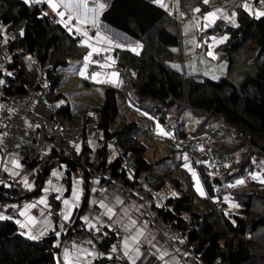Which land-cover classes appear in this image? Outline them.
<instances>
[{
    "label": "trees",
    "instance_id": "16d2710c",
    "mask_svg": "<svg viewBox=\"0 0 264 264\" xmlns=\"http://www.w3.org/2000/svg\"><path fill=\"white\" fill-rule=\"evenodd\" d=\"M101 2L106 3L107 7L99 19L141 44L137 54L129 50L119 52L118 65H126L122 72L123 84L120 87L106 86L102 103L91 109L95 112L94 129L101 132L103 145L90 158L87 156L89 148L83 143L79 151L73 150L76 160L65 158L60 152L52 150L45 158L34 159L29 167L38 166V174L42 176V172L47 173L55 165L64 164L68 179L69 173L74 170H81L85 179H88L91 172L87 166L102 167L109 170L112 177H121L125 182L137 181L140 174L151 173L158 160L150 162L146 158V144L140 136L152 130V119L146 117L143 124L135 120H118L120 104L124 99L152 117L157 116L162 124L166 123V115L170 111L178 121L183 112L189 111L204 117L208 122H219L229 131L232 130L235 138H239V147L247 145L255 157L264 160V17L248 15L238 3L234 4L239 27L228 25L224 28L228 40L220 44V48L229 63V69L233 68L243 53H249L250 64L254 69L240 83L233 84L225 77L216 81L208 78L200 80L170 65L174 56L173 47L179 41V20L165 8L148 0ZM174 3L175 15L181 12L189 17L196 13L192 11L194 8H200L201 11L197 12L200 14L208 9L203 0H174ZM41 13V7L36 3L26 5L23 0H0V26L12 35L8 47L13 62L7 67L12 76L6 94L26 92L36 80L37 71L28 62V55L36 54L41 63L48 64L50 73L56 74L54 84H57L60 71L68 65L69 59L81 57L84 53L78 37L69 33L64 25L53 23ZM21 29L23 35L20 34ZM63 96V93L54 90L48 93V97L57 102ZM86 110L81 115L84 117L83 123L90 118L85 115ZM70 113L68 105L62 104L56 118L65 123L72 117ZM180 123L173 134L178 141L204 131L202 124L190 132L183 121ZM111 139L123 153L107 161L106 142ZM201 151L197 148L188 149L194 163L201 161L204 156L210 165L217 158L214 148L206 150L205 154H201ZM124 156L134 162L133 180L126 177L121 165ZM208 165L204 163L203 167L207 169ZM171 168L172 165L166 168L167 171L157 174L159 178L153 180V185L161 186L168 177L179 195L167 200L166 205L171 209L167 206L157 207L156 212L162 221L186 237V241L194 246L198 259L205 264H264V194L258 196L260 205L257 215H252L254 204L251 195L246 200L233 195L240 205L239 212H225L219 203L216 207L215 201H207L206 198L201 201L202 209L194 210L193 190L186 189L181 178L173 174ZM232 176L233 173L223 169L220 179L225 182ZM18 187L14 188L13 193L20 195L22 192ZM3 199L4 188L0 184V200ZM108 238H112V235L105 240ZM55 253L53 237L34 241L20 234L13 220H0V264H60Z\"/></svg>",
    "mask_w": 264,
    "mask_h": 264
},
{
    "label": "crops",
    "instance_id": "0c3cea01",
    "mask_svg": "<svg viewBox=\"0 0 264 264\" xmlns=\"http://www.w3.org/2000/svg\"><path fill=\"white\" fill-rule=\"evenodd\" d=\"M94 2H95V0H89L90 6ZM164 3H165L164 4L165 7H163V8H165V10L170 15H174V12H173L174 11V0H166ZM235 3H238L239 6L248 15H251L255 18H257L255 16V12L257 10H264V4L257 6L256 0H223V1L209 0V2L207 4L208 5L207 10H209L212 6H215V7L223 6L226 9H232L233 11H235V9H234ZM245 3L248 4V6H249L248 9H245L242 6ZM167 4H169V6H171V8L166 7ZM45 5L47 6L46 3H45ZM206 11H204L201 14L196 12L192 16H189V17L186 16L184 13L180 12V13H177L176 16H177V19L181 22H186L188 18L193 19L192 21H194V23L196 25V33L199 36V39L204 42L206 49H208L207 46L209 44H213V42L209 39V37H204L203 32L200 30V28H202V20H203L202 16ZM223 16H224V12L222 15L219 16V18L216 20L215 24H212L208 27V31L210 33L211 32L217 33V34L222 33V35L227 33L224 31V28L228 25H231V24H229L223 18ZM75 24H76V22H75V20H73L72 22H70L69 27H73V33L72 34L74 36L78 37V43L84 47V53L82 54L81 57H77L78 60L69 59V61L70 60L74 61L73 63L77 68V69H75L74 72H77V74L80 75L79 70L84 64L83 58L90 51H92V49L88 47V43L92 44L94 48L99 49V52H94L93 55L90 57V62H89L88 68H87L86 76L81 77V75H80V77L83 79V81L86 85L101 89L102 100H103V90L106 86L120 87L123 84L122 72L125 71L126 65H124L123 67H120L118 65V57H119L118 54H119V52L121 50H129L130 52L137 54L141 50V44L139 43V41L132 38L131 36H129L125 32L118 30L117 28L109 25L108 23H106L104 21H101L100 19H99V23H98V30L101 32V34L104 37H106V39L103 41L95 38V33L97 31V28H94L89 24V25H84L80 32H76L75 31ZM0 27L2 29H5L3 26H0ZM85 29L87 30L89 37H93V39L89 40L88 37H85L82 34ZM191 29H192V26H191ZM11 37H12V35H11ZM206 40H209V42L206 43ZM81 41H88V43L82 44ZM138 45H139V47H138ZM218 48H220V44H218L217 49ZM132 49H135V51H132ZM101 55H107V56L101 57ZM69 61H68V63H69ZM103 65H111V67H102ZM65 68H63L61 70V73ZM67 70H69V68ZM113 71L119 73L118 79L120 82L118 84H112V83L107 82L108 78H110V73ZM94 72L100 73L98 80H93L91 78V74ZM251 72H253V71H251ZM68 100H69V98L67 96L65 97V95H64L61 98V100H59L58 102L56 101V102L59 104V106H61L62 104H65V102H67ZM102 100L99 104L93 105L91 102H87L84 104V106L81 105L80 103H77V104L72 103V106H70L69 102H67V105L71 111L70 115L72 117H70V121L71 122L73 121L72 124L77 125V124L82 123L84 125L83 136L80 139L82 144L80 145V147H77L75 145H72L71 147L73 150L79 151L81 149L83 143H84L89 148V152H87V156H89L90 158H92V155L95 154L96 150L99 147H101L99 142L94 137V130L95 129H94V123L92 122V119L93 120L95 119V112L91 111V108L99 106L102 103ZM0 102H1V97H0ZM122 102H125L127 104V107L129 110H133L135 112L138 111L139 114H141L142 112L144 113V111L139 109V107L136 104L131 103L125 99L121 101V104H122ZM121 104H120V107H121ZM89 107H91V108H89ZM84 109H87V111H86V113L88 114L87 116L91 115L89 120L86 123H83L84 117L82 118L80 116L79 119L76 118L77 115L80 114ZM168 113L172 114L171 111ZM154 117L158 118L157 116H153V118ZM121 119L124 120V117ZM144 119L145 118H141V119H139L140 121L136 120V122L143 124ZM180 121L184 122L183 117L180 119ZM88 123L91 124V127L86 128V124H88ZM172 123L173 122L170 123L172 130L169 129V131H172V135L169 137V139H162L161 136H159L157 134L154 135V133H152V139L155 142H158L157 145H159L162 141L163 142L165 141L166 143H167V141H170V142L175 141V144L177 141L178 144L181 142V143L187 144L188 147H185L183 149H181V147H179L178 158L177 157L175 158L174 156L170 157L168 155L166 157H164V155L158 151V148L154 147L152 144L146 143L143 139L140 138L146 144V148H147V150L145 152L146 158L150 162H154L157 160L158 161L156 163H154V169L152 170L151 173L140 174L136 178V180L144 188L149 190L152 193V195L155 197V203L156 204L154 207H157V205H159V208L167 206V208L171 209L172 207H168V205H166V202L168 199L177 197L179 195L178 190L172 184V182L170 181V179L168 177L165 178L164 181H162L163 184L161 186L153 185V180L155 178H159V176L157 174H159L160 172L167 171L166 168H168L172 165L171 171L173 172V174H175L176 176L181 178L183 185L186 189L190 188L191 190H193L195 199L196 198L200 199L199 203H201V207L198 210H201L202 209V202L201 201L203 200L204 196H201L200 193L196 191V184H197V180H198L200 185L203 188V191L206 193V185L202 182L200 175H199V172H197L199 169H202L204 167L203 166L199 167L198 164L197 165L194 164L190 154L188 153V149L197 148V149L201 150L200 149V148H202L201 145L209 138V136H211L210 135L211 133L205 132L202 136L200 134L192 135L191 137L187 136V137L183 138L181 141H178L173 136L174 130L176 129V127H174ZM184 124H185V122H184ZM167 126H169V124ZM144 135H146V134H144ZM197 136H200V137H197ZM0 141H1V132H0ZM91 145H94V147H92ZM74 147H76V149ZM109 147H112L115 150V148L113 146H110L109 144H107V149H108L107 150V156H106L107 161H111L117 156L116 155L117 153H116L114 157H111V158L109 157L110 156ZM77 148H79V150H77ZM148 150L149 151L152 150V152L158 153V155L156 156V159H154L152 161L149 159V156H151V153ZM171 151H173L172 152V154H173L174 149L171 148ZM115 152H116V150H115ZM185 153H187V155H188L187 161H185V159H184ZM13 159L19 161L21 163V167L15 168L14 165H12V163H11V160H13ZM201 161L203 163H207V160L205 159V157H201ZM185 163L189 164L191 170H189V168L183 167V165ZM0 166L7 168L9 173L15 171L16 175H13V176H15L17 178V180H18L17 186H19V190L22 192L20 195L15 194L16 199L14 201H12V203H11V205H16L15 208H13V207H11V208L14 209L16 211V213L18 214L17 220L28 225L27 228H21L20 225L17 224L15 221V223L18 226V231L22 235L25 232H30L31 234L39 235L41 230L44 229L46 225L50 226V230L48 232H46L44 234V236H42L41 238L51 236V237H53V244L56 242L59 243V247H55V249H56L55 254H56V259H57L58 263L65 264V262H64V249L68 248L69 252H70L69 258L72 260H74L75 257H77L80 254V250H88V251H91L95 254V258L89 256L82 261H75V264H129L128 259L123 256V253H122V251H120L119 247L117 248L116 252L112 253L113 259L109 260L107 258L108 254L112 250V246L113 245L120 246L125 235H128L132 232V229H129L128 232H125L124 227L120 224L113 225V226H117L120 229L121 237L118 240H116L114 235L111 234L113 239L108 238L103 243H100V244L94 246L93 248H86L83 246L65 247L63 245V239L65 237V234L67 233L70 225L72 223H74V221L83 222L88 226V224L84 220L80 219L81 217H84V216L89 217V219L93 223H97V226H99V223L94 218H99L100 220H102L104 222V224L110 223L108 217L102 215V213L105 211V209H103L99 206V201L101 199H104L105 196H107L108 199H107L106 203H108L110 206L115 205L117 212H119L122 207H125V208L130 209V215L133 217V219H137L138 224L140 222L145 221V220L148 221V224L146 226V230L153 233V235L156 237V240L159 242V246L166 248V250L169 254L167 257H165V260H174L175 264H186L184 262V259L180 255H178V253L176 252L177 251L176 246L174 244H172V239H170V238L174 237L175 231L171 228L170 224L167 222H164V221H161L160 224H158V225L151 224L150 218L152 215H154V212L152 210V206L149 203H147L146 201H144L141 198L136 197V196L134 198H130L129 200H126L124 198V196L119 193L118 180L114 179L110 183V182H108L102 178H98V177H94V176H90L88 179H85V176H84L83 172H81V170H74V171H71V173H69V179L67 177V179L70 182L69 185L67 184V180L62 184H60V183L55 184L53 182L52 178H61L63 173L65 175L67 174L66 166L64 164L55 165L50 170H48L47 173L43 172L42 176H41V174L39 175L38 171H37L38 166L36 168L35 167L24 168L23 159H22L19 151H13L10 155L5 154L1 145H0ZM30 168H32V169H30ZM55 168H58V170L52 171V169H55ZM53 172L58 173V175L53 176L52 175ZM193 172L196 173V179L193 178V175H192ZM125 174H126V177H128V178L134 177L133 174L130 172H126ZM46 177L51 181V187L49 188L48 192L43 191V189H45V188H43V183H44V180L46 179ZM207 177H208V175H207ZM25 178H27L28 184L31 185L30 188L25 187V185H24ZM81 178L83 179V183L77 184L78 188L83 189L80 200L76 202L79 204V207H76L73 210L72 215H71V219L69 221L65 222L62 220L60 224H57L53 215L52 216L48 215V213H49L48 208L49 207H46L44 204L39 203L40 197L43 196L45 198V200L47 201L48 205L55 206L57 208L59 218L62 219L60 213L64 209L63 200L66 198L67 199L72 198L73 183H74V181H77ZM209 178L211 180L212 185L214 186V188H213L214 194L212 196H213V198L214 197L216 198L215 202L219 203V205L222 206L221 209H223V210L225 209V210L229 211V213L239 212L240 205H239V207L233 206L234 204H239L234 199V196L230 195V192H222V191L220 192V190H223V184H225L226 181L225 182L221 181V179L218 178L215 174H210ZM213 178H218V180H216V182L214 183L212 181ZM241 178H242V176H241ZM188 180H190V181H188ZM94 181H98V182L94 183ZM67 185L69 187L68 190H66ZM57 188H59L61 191H59V192L54 191V189H57ZM93 188L98 189V191L93 192L92 191ZM100 190H103V191H100ZM173 193H175L176 195H173ZM58 195L61 197L60 200L56 199V197ZM117 197L123 201V205L115 204V199ZM225 197H228V199L226 200ZM24 198H25V200H23ZM232 198L235 200V202L231 201ZM94 200L96 201L95 204L92 203V201H94ZM27 204H34L35 207L25 209V205H27ZM141 206H142L143 215L141 214L140 211H136V209H140ZM228 207L231 208V211L228 210ZM21 211H25L26 214L24 216H21L20 215ZM4 216H8V214L4 213ZM185 216L187 217L188 214L185 213ZM29 217L33 218L31 223H29ZM126 223H127V220H125V224ZM61 224L64 225V230L62 231L61 235L59 237H57L55 235V233L58 231H61V227H60ZM23 236L26 237L25 235H23ZM145 250H149L152 253L159 256V252L157 251V249L152 248L147 242H145L141 246V253L144 252ZM101 253L104 255L101 256L100 255ZM158 264H164V261L160 260V262ZM195 264H205V263L198 260L197 263H195Z\"/></svg>",
    "mask_w": 264,
    "mask_h": 264
},
{
    "label": "built area",
    "instance_id": "2783aa9c",
    "mask_svg": "<svg viewBox=\"0 0 264 264\" xmlns=\"http://www.w3.org/2000/svg\"><path fill=\"white\" fill-rule=\"evenodd\" d=\"M148 1L154 3L153 0ZM165 1L166 0H163V4H165ZM36 4L41 7V12L49 13L47 16L53 23L63 25V23L59 22L60 18L57 17L55 13H52L45 3ZM154 4L160 5L158 3ZM261 4V0H256L257 6ZM5 31V29L0 27V79L5 81L4 84L0 85V145L4 153L10 154L13 151H19L23 159L24 168L29 167L30 162L34 159L41 160L45 158L52 150L60 152L65 158L76 160L77 157L71 146L82 138L84 125L82 123L77 125L66 124L57 120L56 116L58 115L60 106L56 101L48 97V93L54 90L53 86L55 85V80H52L51 76H53V74L50 73L48 64L41 63L36 54L28 55V62L37 71L36 80L28 86L26 92L6 94V89L10 87L9 79L12 76L7 75V73H11L7 67L13 61L8 47V40L11 37L6 39L7 43H5V39L2 37ZM106 56L107 55H101V57ZM37 125H39V127H37ZM89 127H91V124H86V128ZM94 137L99 142L100 146H102L104 140L99 130H94ZM213 142L214 139L209 136L201 145L202 148L200 149L202 150V154H205L206 150L212 148ZM106 144L115 148L117 156L123 153V150L114 140H107ZM121 165L125 173H133L135 170L134 162L129 157L124 156ZM87 168L91 172L90 176L102 178L110 183L114 179L118 180L119 193L122 194L126 200L136 196L149 203L154 212V215L150 218V223L154 225L160 224L162 219L157 215V207H154L156 204L155 197L140 183L137 181L125 182L121 177H112L109 170L102 167L91 168L87 166ZM5 169L6 168L3 166H0V181L4 182L1 184L4 188V199L0 200V214L4 215V213H7L9 217H12L11 220L15 222L18 219V214L10 205L12 201L16 199L13 190L18 180L15 176L10 175L8 171H5ZM222 172L223 168L217 159L212 160L209 168L204 170L205 176L208 174H215L218 178H220ZM242 179L248 180L249 176H243ZM52 180L55 184H62L67 180V176L63 173L61 178H52ZM129 180H133V178H129ZM234 183V178L226 181L225 184H223V190H220V192H232L234 187H229V185ZM6 185H11V187H7ZM23 200H25V198ZM48 211L52 213L56 223L60 224L62 219L58 216L57 208L55 206H50ZM172 229L175 231L174 237L177 238L172 239V244L179 249V251H176L178 255L184 259L186 264L197 263L199 259L195 253L194 246L186 241V237L181 232L174 228ZM105 233H107V235H105ZM111 234L114 235L116 240L121 237L120 229L117 226H113L111 229L104 227L97 233L95 228H90L83 222H75L70 225L65 234L63 245L65 247L83 246L86 248H93L102 243L105 238ZM180 239H183L184 243H179ZM185 252L188 253L187 256L184 255ZM149 259L151 260V264H158L160 262L159 256L149 250H145L137 258L136 264H146Z\"/></svg>",
    "mask_w": 264,
    "mask_h": 264
},
{
    "label": "rangeland",
    "instance_id": "374dc122",
    "mask_svg": "<svg viewBox=\"0 0 264 264\" xmlns=\"http://www.w3.org/2000/svg\"><path fill=\"white\" fill-rule=\"evenodd\" d=\"M216 8L222 9L224 15H230L231 12L233 11L232 9H226L223 6L221 7L212 6L207 11H212ZM172 16L176 17L175 13ZM192 20L193 19L188 18L186 22L178 21L177 28H178L179 41L178 44H176L173 47L174 56L170 61V65L173 68H175L176 70L180 71L183 74L194 75L197 79L200 80L208 78L210 80L216 81L225 77L233 84L240 83L246 77V75H248L249 73H251V71H253L254 68L250 64L251 56L249 55V53H243L241 56H239L233 68L229 69L228 68L229 63L227 59L224 57L223 50L220 48L217 49L218 44L215 45V42L211 39V37L214 36L217 38L222 36V33H218V34L212 32L210 33L208 31V27L205 28L203 26L205 21L202 20V28H200V30L203 32L204 37H209V39L213 42V45L215 46L213 47V51L216 54V59H212L211 57L207 56L208 49H206L204 42L199 39V36L196 33V25ZM190 25L192 26V29ZM2 35H3L2 36L3 39H8L11 37V34L8 33L7 31L3 32ZM197 45H199V47H197ZM71 60H78V59L73 58ZM71 60L69 61L67 67L62 71L58 83L53 86L54 92H61L65 95V97L67 96L69 98L67 102H69L70 106H72V103H76V104L80 103L83 106L87 102H91L93 105L99 104L102 100L101 89L86 85L83 79L80 77V75H78L77 72H74L75 69L77 68L73 63L74 61ZM68 68L69 70H67ZM55 75L51 76L52 80H54ZM214 76L216 77L215 79H213ZM67 102H65L64 105H67ZM86 111H85V115H88ZM83 112L84 111L78 114L76 118L79 119L80 116L83 114ZM149 115L152 117L151 114ZM123 117H124L123 122H127L130 120L140 121L139 119L141 118L146 119V117L150 119L148 116H145L143 112L139 114L138 111L135 112L133 110H129L125 102H122L121 104V107L117 115V119L120 120ZM182 117L185 122V126L189 129L190 132H193V130L198 128L197 126L199 124H202L204 130L202 133H200L201 136L205 132L212 131L210 135L214 139L212 148H214V152H216L217 158L216 157L215 158L221 163L223 169H226L227 172L229 173H233L234 176H232V178H235V181L237 179H241V176L242 178L243 176H249L248 180L243 179L244 180L243 184L235 186L233 189L234 193L232 194L231 192L230 195H234L237 198L241 197L242 200H246L247 197L251 195L254 204L252 215H257L259 213L257 207L260 205V198L258 196L264 194V183H260L259 180L252 179L250 173L261 172L262 174H264V160L255 157V155L251 153L252 151L248 149L247 145H243V147H239L238 145L239 138H235V134L232 133V130L229 131L221 123L214 121L208 122V120H205L204 117L196 116L189 111L183 112ZM157 121L159 122L160 126L169 133H172V131H169V129L170 130L172 129L171 127L167 126L168 124L173 122L172 124L174 127L181 125L180 121H178L175 118V116L171 113H167L165 124H162L158 118L154 117L152 118V122H150L151 129L153 130H151L146 135L144 134L141 135L140 138L143 139L146 143L152 144L154 147L158 148V151L161 152L164 155V157L168 155L170 157L174 156L175 158L176 157L178 158L179 147L183 149L185 147H188V145L181 142L178 144L177 141L176 144L175 141L174 142L167 141V143L165 141L164 142L162 141L159 145H157L158 142H155L152 139V133H154V135L157 134L161 136L162 139H169V137L171 136V135L165 136L159 133L156 127ZM64 122L66 124L73 123V121L72 122L70 121V118ZM92 122L94 123L93 119ZM188 136L191 137L192 135H188ZM81 144H82L81 141H78L74 145L80 147ZM91 146L94 147V145ZM74 148L76 149V147ZM171 148L174 149L173 154ZM109 149H110L109 157L110 158L114 157L116 154L115 150L112 147H109ZM149 152L151 153V156L148 155L149 159L151 161L156 159L158 153L152 152V150ZM94 155L95 154L92 155V158ZM197 161H199V163L196 162L194 164L195 165L198 164L199 167H202L204 163H201L200 160ZM207 165L208 162L205 163V166ZM57 170L58 168L52 169V171H57ZM197 172H199L202 182L206 185V195H204V198H206L205 200L215 201L216 198L214 197L215 199H213L212 196L214 194L213 193L214 186L212 185L209 176L208 177L205 176L203 168L199 169ZM57 175L58 173L56 174V176ZM235 176H237V179ZM50 187H51V181L46 177L43 183V188L49 189ZM199 200H200L199 198L195 199L193 205L194 210L200 209L201 203H199ZM231 201L235 202L233 198ZM217 206L218 204L216 203V207ZM228 210L231 211V208L228 207ZM225 212H229V211L225 210Z\"/></svg>",
    "mask_w": 264,
    "mask_h": 264
},
{
    "label": "snow or ice",
    "instance_id": "6c2138e0",
    "mask_svg": "<svg viewBox=\"0 0 264 264\" xmlns=\"http://www.w3.org/2000/svg\"><path fill=\"white\" fill-rule=\"evenodd\" d=\"M154 3H158L160 4L161 7H165V5L163 4V0H153ZM209 0H203L204 4H208ZM23 3L28 5V4H35V3H46L48 8L51 10L52 13H55V15L57 17L60 18V23H63L65 25V27L68 29L69 33H73V27H69L70 22H72L73 20H75L76 24H75V31L76 32H80L82 27L84 25H91L94 28H97V31L95 33V38L103 41L106 39V37H104L101 32L98 30V23H99V16L100 14L104 11V9L107 7V4L104 2H101V0H95L94 3L89 4V0H23ZM261 3L264 4V0H261ZM245 9H248L249 6L247 3H245L244 5H242ZM192 11L194 12H200L201 9L200 8H194L192 9ZM223 14V10L216 8L212 11H207L206 13L203 14L202 18L205 21L204 23V27L207 28L212 24H215L216 20L219 18L220 15ZM42 16H47L49 15V13L47 12H42L41 13ZM236 16L237 13L235 11H232L230 15H224L223 18L229 23L231 24L233 27H239V24L236 21ZM255 16L257 18L260 17H264V10H257L255 12ZM21 35H23V29H21L20 32ZM85 37H88L89 40L93 39V37H89L87 30L85 29L82 33ZM211 39L215 42V44H222L225 41L228 40V34L225 33L224 35L220 36V37H211ZM5 43H7V40L5 39ZM82 44L84 43H88V41H81ZM88 47L92 49V51H90L87 55L84 56V64L83 66L80 68L79 70V74L81 75V77H85L86 76V72H87V68L90 62V57L93 55L94 52H99V49L94 48L92 44L88 43ZM139 47V45H138ZM197 47H199V45H197ZM213 44H209L207 46L208 50H207V56L211 57L212 59H216V54L213 51ZM132 51H135V49H132ZM102 67H111V65H103ZM7 75L11 76L12 73H7ZM100 76V73H92L91 74V78L93 80H98ZM119 77V73L118 72H111L110 73V78H108L107 82L108 83H112V84H118L120 81L118 79ZM216 77L214 76L213 79H215ZM5 81L0 79V85L4 84ZM145 116H148L150 119H152L153 117H151L149 115L148 112H144ZM37 127H39V125H37ZM156 127L159 131L160 134L165 135V136H169L172 135V133H169L167 131H165L159 124V122L157 121ZM77 150H79V148H77ZM184 159L185 161L188 160V155L187 153L184 154ZM199 163V161H197ZM12 165H14L15 168H19L21 167V163L15 159L11 160ZM226 166V165H225ZM183 167L185 168H189L190 166L188 163H185L183 165ZM5 171H8V169L6 168ZM57 173L53 172L52 175L55 176ZM10 175H16L15 171L11 172ZM193 178L196 179V173L193 172L192 173ZM250 176L252 177V179L254 180H259L260 183H264V174H262L261 172H251ZM98 181H94V183H96ZM4 183L3 181H0V184ZM50 183V182H49ZM83 183V179H79L77 181H74L73 183V188H72V198L71 199H64L63 200V205H64V209L61 211L60 215L62 217V220L67 222L71 219V215L73 210L76 207H79V204L76 203L77 201L80 200L83 189L78 188L77 184H82ZM244 183V180L241 179H237L235 181V184H231L229 185V187H235L237 185H241ZM24 185L25 187H31V185L28 184L27 182V178H25L24 180ZM7 187H11V185H6ZM43 191L48 192L49 189L45 188L43 189ZM54 191H61L59 188L54 189ZM93 192L98 191V189L93 188L92 189ZM103 191V190H100ZM196 191L200 193L201 196L206 195V193L203 191L202 186L200 185L199 181L197 180V184H196ZM173 195H176L175 193H173ZM57 200H60L61 197L58 195L56 197ZM108 197L105 196L104 199H101L99 201V206L103 209H105V211L102 213L103 216H107L110 223L108 224H104V222L102 220H100L99 218H94L97 220V222L99 223V226H97V223H93L89 217L84 216L81 217L80 219L84 220L88 226L90 228H95L97 233H99L101 231L102 228L107 227L109 229H111L113 227V225L116 224H120L124 227L125 232H128L129 229H132V232L128 235H125L124 239L121 242L120 246L117 245H113L112 246V250L111 252L108 254L107 258L109 260L113 259L112 253L117 251V248L119 247L120 251H122L123 256L126 257L129 261V264H136V260L137 258L141 255V246L147 242L152 248L157 249V251L159 252V259L164 261V264H175L174 260H165V257H167L169 254L166 250V248H163L161 246H159V242L156 240V237L153 235L152 232H149L146 230V226L148 224V221H143L140 222L138 224L137 219H133V217L130 215V209L122 207L121 210L119 212L116 211L115 205H109L108 203H106ZM215 199V198H213ZM225 199L227 200L228 197H225ZM40 204H44L46 207H50V205L47 204V201L45 200V198L42 196L40 197L39 200ZM93 204L96 203V201H92ZM115 204H119V205H123V201L121 199H119L118 197L115 199ZM234 207H239V204H234ZM11 207L15 208L16 205H11ZM35 207L34 204H27L25 205V209L28 208H32ZM157 207H159V205H157ZM136 211H140L141 214L143 215L142 212V206L140 209H136ZM26 213L25 211H21L20 215L24 216ZM49 216H52V213L49 212L48 213ZM225 215H228V213H225ZM5 219H12V217L9 216H4L2 214H0V220H5ZM32 217H29V223L32 222ZM125 220H127V223L125 224ZM17 224L20 225L21 228H27L28 225L25 223H22L21 221L17 220L16 221ZM234 223V221H233ZM61 231H58L55 233V235L57 237H59L62 233V231L64 230V225L61 224ZM50 230V226L46 225L44 229L41 230L39 235H35V234H31L30 232H25L23 233V235H25L26 237H28L31 240H40L42 236H44V234L46 232H48ZM105 235H107V233H105ZM170 239H177L176 237H171ZM91 243V242H89ZM179 243H184L183 239L179 240ZM53 247H59V243L56 242L53 244ZM177 251H179V249H177ZM101 256L104 254H100ZM185 256L188 255L187 252L184 253ZM93 257L95 258V254L91 251L88 250H80V254L75 257L74 260L70 259V252L68 248L64 249V262L65 264H75V261H82L84 259H86L87 257ZM146 264H151V260L149 259Z\"/></svg>",
    "mask_w": 264,
    "mask_h": 264
},
{
    "label": "water",
    "instance_id": "95a60500",
    "mask_svg": "<svg viewBox=\"0 0 264 264\" xmlns=\"http://www.w3.org/2000/svg\"><path fill=\"white\" fill-rule=\"evenodd\" d=\"M43 173V172H42ZM216 180H218V178H213L212 179V181L215 183L216 182ZM76 221H74V223H75Z\"/></svg>",
    "mask_w": 264,
    "mask_h": 264
},
{
    "label": "clouds",
    "instance_id": "9594fccd",
    "mask_svg": "<svg viewBox=\"0 0 264 264\" xmlns=\"http://www.w3.org/2000/svg\"><path fill=\"white\" fill-rule=\"evenodd\" d=\"M209 42V40H206V43H208ZM201 154H202V151H201ZM211 164V163H210ZM210 166V165H209ZM209 168V167H208ZM204 170H205V168H203ZM209 175V174H208ZM235 179V178H234ZM237 179V178H236ZM231 193V192H230Z\"/></svg>",
    "mask_w": 264,
    "mask_h": 264
},
{
    "label": "bare ground",
    "instance_id": "6f19581e",
    "mask_svg": "<svg viewBox=\"0 0 264 264\" xmlns=\"http://www.w3.org/2000/svg\"><path fill=\"white\" fill-rule=\"evenodd\" d=\"M169 3H170V2H169ZM166 7L171 8V6H169V4H167Z\"/></svg>",
    "mask_w": 264,
    "mask_h": 264
}]
</instances>
